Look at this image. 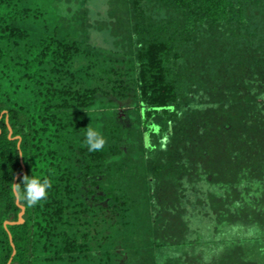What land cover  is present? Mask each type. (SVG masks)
I'll use <instances>...</instances> for the list:
<instances>
[{"label": "trees", "instance_id": "obj_1", "mask_svg": "<svg viewBox=\"0 0 264 264\" xmlns=\"http://www.w3.org/2000/svg\"><path fill=\"white\" fill-rule=\"evenodd\" d=\"M61 1L0 0V264H264V0Z\"/></svg>", "mask_w": 264, "mask_h": 264}, {"label": "rangeland", "instance_id": "obj_2", "mask_svg": "<svg viewBox=\"0 0 264 264\" xmlns=\"http://www.w3.org/2000/svg\"><path fill=\"white\" fill-rule=\"evenodd\" d=\"M58 11L69 17L72 12H75L76 9L80 7H86L88 9V17L93 22L101 17V13L103 12L106 6V0H62L59 3H56ZM108 38L104 35V33H98L96 31H91L90 33V40L89 43L94 46H99L101 48H109L110 45L107 42ZM93 106L88 110V123L92 127H97L98 118L100 114L107 115L110 114L113 110H116L117 117L124 118L126 115L124 114L123 110L131 106L132 97H128L125 101V105H121L118 102L109 100V97H104L98 95L96 97ZM127 124H131L130 120H125ZM205 221L200 214L195 215L190 218V225L191 228L198 230L201 228L204 230L205 228Z\"/></svg>", "mask_w": 264, "mask_h": 264}, {"label": "clouds", "instance_id": "obj_3", "mask_svg": "<svg viewBox=\"0 0 264 264\" xmlns=\"http://www.w3.org/2000/svg\"><path fill=\"white\" fill-rule=\"evenodd\" d=\"M85 145L90 152H98L103 150L107 143L102 132L98 127L88 125L84 132ZM23 157V154L21 153ZM52 186V180L47 175H31L23 174L19 183H13V191L19 200L26 204L27 207H35L48 196V190Z\"/></svg>", "mask_w": 264, "mask_h": 264}, {"label": "water", "instance_id": "obj_4", "mask_svg": "<svg viewBox=\"0 0 264 264\" xmlns=\"http://www.w3.org/2000/svg\"><path fill=\"white\" fill-rule=\"evenodd\" d=\"M7 129H8V136H9V134H10V130H9V128L7 127ZM23 172V167H22V170H21V172L20 173H22ZM19 173V174H20ZM19 174H17V175H15V177L14 178H16ZM13 195H14V198H15V204L17 205V197H16V195H15V193H14V191H13ZM18 206V208H19V213L17 214V221L16 222H7V221H4L3 222V225H6V224H15V223H21L22 222V220H21V214H22V211H23V207L22 206H20V205H17ZM8 240H9V243H10V238H9V235H8ZM10 246L12 247V245H11V243H10ZM13 253V251L11 252V254ZM9 263V261L6 263V264H8Z\"/></svg>", "mask_w": 264, "mask_h": 264}]
</instances>
